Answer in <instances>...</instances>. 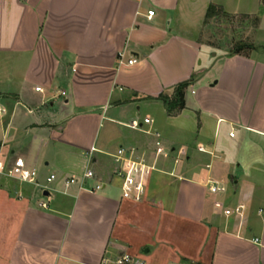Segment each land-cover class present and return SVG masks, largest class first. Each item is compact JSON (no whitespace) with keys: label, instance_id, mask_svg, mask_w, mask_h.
Instances as JSON below:
<instances>
[{"label":"crops","instance_id":"1","mask_svg":"<svg viewBox=\"0 0 264 264\" xmlns=\"http://www.w3.org/2000/svg\"><path fill=\"white\" fill-rule=\"evenodd\" d=\"M262 1L0 0V264H103L134 246L161 264H264ZM212 4L259 19L254 49L203 40ZM120 147L158 169L140 203L122 195ZM18 158L39 186L8 174ZM88 169L110 184L65 186Z\"/></svg>","mask_w":264,"mask_h":264},{"label":"built area","instance_id":"2","mask_svg":"<svg viewBox=\"0 0 264 264\" xmlns=\"http://www.w3.org/2000/svg\"><path fill=\"white\" fill-rule=\"evenodd\" d=\"M154 15V11L149 12V17ZM124 54L121 53L119 55V59L121 62L123 61ZM136 63L135 59H130L128 61V65H134ZM39 91L40 89H36ZM194 93V92H193ZM62 96H66L65 92L61 93ZM1 111V109H0ZM147 122H149L147 120ZM133 129H140L141 124L138 121H133L130 125ZM157 137H159V133H155ZM234 134L231 133V137ZM161 143L157 142V146H160ZM112 159L114 163L117 165V170L115 175L121 181V191L122 195L125 199L131 200L136 203H140L143 201V198L146 193V181L148 176L157 171L155 166L149 165L145 162L143 158H139L136 155L135 149H126L124 147H120L116 153L112 155ZM2 164L0 163V167ZM8 174L11 177H14L21 182L25 183H35L36 186L39 184L36 182L37 180V172L33 169H30L26 166L23 159H16L14 165L8 171ZM56 175L53 174L48 178V182L52 183L56 180ZM88 181H96V185L93 187H89L88 189L93 192H98L102 190L106 185L110 184V182H105L98 180L97 175L94 171L88 169L82 177L76 178H66L64 179L65 186L69 187L73 184H80L81 188L87 186ZM209 191L213 194H220L227 192V187L217 181H210L209 183ZM42 208H48L47 203H40ZM243 207H239L236 209L235 213L237 215H242ZM227 215L231 214V211H226ZM103 264H148L146 258L143 255H134L129 252H125L114 259L105 260Z\"/></svg>","mask_w":264,"mask_h":264},{"label":"rangeland","instance_id":"3","mask_svg":"<svg viewBox=\"0 0 264 264\" xmlns=\"http://www.w3.org/2000/svg\"><path fill=\"white\" fill-rule=\"evenodd\" d=\"M257 26V17L220 16L208 20L205 24L203 40L214 45L215 50L222 48L225 52L231 54L243 43L256 42L254 33ZM133 248L134 250H131L132 254L136 250L135 246ZM139 255L148 258V260L152 261V264H161L154 259L153 252L146 254L144 251L142 253L140 251Z\"/></svg>","mask_w":264,"mask_h":264},{"label":"trees","instance_id":"4","mask_svg":"<svg viewBox=\"0 0 264 264\" xmlns=\"http://www.w3.org/2000/svg\"><path fill=\"white\" fill-rule=\"evenodd\" d=\"M264 4V0L262 1ZM220 16H229L223 9L217 5H210L205 19V24L210 19H214ZM244 18H248L247 16H243ZM259 22V19H258ZM258 27V26H257ZM254 49L253 44L243 43L237 47V49L231 54H240L242 52H249ZM189 87V83H183L179 85L176 89V95L173 99H169L167 97H161V99L166 103L169 111H173L174 109H183L185 107V91Z\"/></svg>","mask_w":264,"mask_h":264},{"label":"water","instance_id":"5","mask_svg":"<svg viewBox=\"0 0 264 264\" xmlns=\"http://www.w3.org/2000/svg\"><path fill=\"white\" fill-rule=\"evenodd\" d=\"M44 195L47 196V195H48V192H45ZM148 252H149V250L147 249V250L145 251V253H148Z\"/></svg>","mask_w":264,"mask_h":264}]
</instances>
